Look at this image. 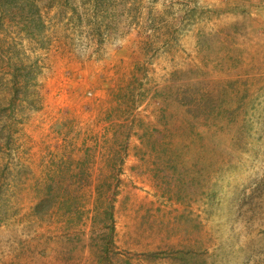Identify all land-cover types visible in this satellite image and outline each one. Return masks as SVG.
I'll return each instance as SVG.
<instances>
[{
	"label": "rangeland",
	"instance_id": "374dc122",
	"mask_svg": "<svg viewBox=\"0 0 264 264\" xmlns=\"http://www.w3.org/2000/svg\"><path fill=\"white\" fill-rule=\"evenodd\" d=\"M0 264H264V0H0Z\"/></svg>",
	"mask_w": 264,
	"mask_h": 264
}]
</instances>
